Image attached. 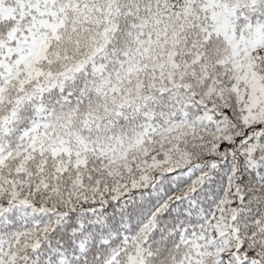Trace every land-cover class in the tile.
<instances>
[{
	"label": "snow or ice",
	"instance_id": "1",
	"mask_svg": "<svg viewBox=\"0 0 264 264\" xmlns=\"http://www.w3.org/2000/svg\"><path fill=\"white\" fill-rule=\"evenodd\" d=\"M0 264H264V0H0Z\"/></svg>",
	"mask_w": 264,
	"mask_h": 264
}]
</instances>
